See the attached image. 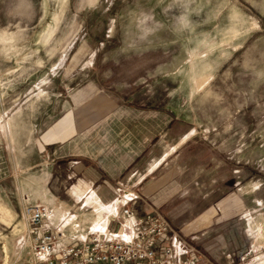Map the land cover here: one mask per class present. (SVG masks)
<instances>
[{"label": "rangeland", "instance_id": "rangeland-1", "mask_svg": "<svg viewBox=\"0 0 264 264\" xmlns=\"http://www.w3.org/2000/svg\"><path fill=\"white\" fill-rule=\"evenodd\" d=\"M226 104L227 120L215 110ZM81 110L101 114L106 120L93 129L117 128L119 139L144 112L150 128L222 146L234 184L225 186L228 200L215 203L242 212L214 226L225 244L205 233V216L194 232L189 212L158 213L176 254L203 264H264V0H0V176L12 203L31 199L33 169L64 176L66 163H52L37 127L66 113L75 120ZM120 188L124 198L133 195ZM1 212L0 264H15L13 238L20 228L30 250L28 226L20 214Z\"/></svg>", "mask_w": 264, "mask_h": 264}, {"label": "crops", "instance_id": "crops-1", "mask_svg": "<svg viewBox=\"0 0 264 264\" xmlns=\"http://www.w3.org/2000/svg\"><path fill=\"white\" fill-rule=\"evenodd\" d=\"M203 78L207 80L209 75L202 76L199 82ZM230 107L231 104H226L215 110L220 111L219 116H225L227 120L231 116ZM142 113L137 116V124L132 120L134 117L128 119L133 124L126 127L124 139H119L117 128L103 126L101 130L95 131L93 124L102 123L106 119H102L101 114H85L83 110L75 120L71 118V113H66L63 119L50 124L42 123V128L38 125L37 140L43 151L51 157L52 163L54 159L61 158L67 166L63 177L56 172L53 176L49 175L51 167L47 166L45 169H33L30 175V200L45 204L53 210V216L40 224V231L46 228L62 229L69 234L70 239L85 237L89 229L102 231L110 227L119 231V220L123 217L121 208L128 201H136L137 207L133 206V202L128 205L141 213H151L159 218L162 217L158 212H189L190 217L205 216V233L213 231V241L219 246L225 244H222L223 237L218 234L223 230L214 226L223 217L231 214L240 216L242 212H228L215 203L228 200L226 197L232 194L226 192L225 186L234 184V179L230 181L232 166L226 160L224 148L193 144L195 133L183 137L181 134L169 133L170 130L164 132L150 128V121L146 123L149 116ZM105 116H109L110 121L111 117H116L115 114ZM213 127L214 124L208 128ZM58 176L66 182L62 192L56 191L55 180ZM3 181V176H0V206L4 209L1 213L7 218L8 213L11 219L20 214L29 226L20 200H16V204L11 202ZM120 187L132 188L131 192L137 198L125 200L126 197L119 195ZM191 194H195V202L204 200L212 203L199 210L194 206L195 202L190 203ZM197 220L198 217L193 223L195 226L192 225L195 227L192 229L194 232L204 229L203 220ZM13 239L17 240L20 249L15 255V264L32 262L35 255L31 250H26L25 232L18 228V234ZM207 242H210L209 239ZM214 246L211 245L212 248ZM207 247H210L209 244ZM23 250L25 254L21 256ZM191 255L199 264H203L196 255Z\"/></svg>", "mask_w": 264, "mask_h": 264}, {"label": "built area", "instance_id": "built-area-1", "mask_svg": "<svg viewBox=\"0 0 264 264\" xmlns=\"http://www.w3.org/2000/svg\"><path fill=\"white\" fill-rule=\"evenodd\" d=\"M22 210L29 224L28 246L35 255L29 264H199L189 253H175L165 219L128 204L121 208L119 231L89 229L85 237L74 239L62 229L39 230L53 216L45 204L23 199Z\"/></svg>", "mask_w": 264, "mask_h": 264}, {"label": "bare ground", "instance_id": "bare-ground-1", "mask_svg": "<svg viewBox=\"0 0 264 264\" xmlns=\"http://www.w3.org/2000/svg\"><path fill=\"white\" fill-rule=\"evenodd\" d=\"M204 82H206V78H203V80L200 83L203 84Z\"/></svg>", "mask_w": 264, "mask_h": 264}]
</instances>
